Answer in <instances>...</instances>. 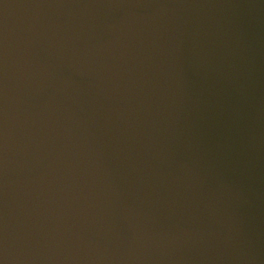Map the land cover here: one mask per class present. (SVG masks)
<instances>
[{
	"label": "water",
	"instance_id": "95a60500",
	"mask_svg": "<svg viewBox=\"0 0 264 264\" xmlns=\"http://www.w3.org/2000/svg\"><path fill=\"white\" fill-rule=\"evenodd\" d=\"M3 264H264V0H0Z\"/></svg>",
	"mask_w": 264,
	"mask_h": 264
},
{
	"label": "clouds",
	"instance_id": "9594fccd",
	"mask_svg": "<svg viewBox=\"0 0 264 264\" xmlns=\"http://www.w3.org/2000/svg\"><path fill=\"white\" fill-rule=\"evenodd\" d=\"M0 264H3V262H2V261H0Z\"/></svg>",
	"mask_w": 264,
	"mask_h": 264
}]
</instances>
